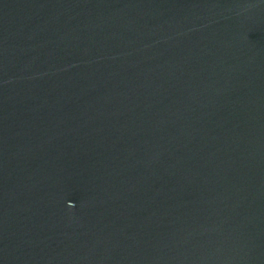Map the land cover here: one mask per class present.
<instances>
[{"label":"water","instance_id":"obj_1","mask_svg":"<svg viewBox=\"0 0 264 264\" xmlns=\"http://www.w3.org/2000/svg\"><path fill=\"white\" fill-rule=\"evenodd\" d=\"M0 264H264V0H0Z\"/></svg>","mask_w":264,"mask_h":264}]
</instances>
